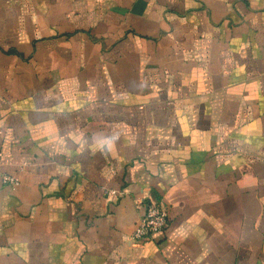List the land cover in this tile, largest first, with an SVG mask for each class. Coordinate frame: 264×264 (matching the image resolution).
<instances>
[{"label": "crops", "instance_id": "0c3cea01", "mask_svg": "<svg viewBox=\"0 0 264 264\" xmlns=\"http://www.w3.org/2000/svg\"><path fill=\"white\" fill-rule=\"evenodd\" d=\"M0 264H264V0H0Z\"/></svg>", "mask_w": 264, "mask_h": 264}, {"label": "built area", "instance_id": "2783aa9c", "mask_svg": "<svg viewBox=\"0 0 264 264\" xmlns=\"http://www.w3.org/2000/svg\"><path fill=\"white\" fill-rule=\"evenodd\" d=\"M4 181L17 184L18 178L4 175ZM113 192H116L113 190ZM169 225V214L166 205L162 202H150L146 205L145 212L140 218L131 239L134 244L141 245L151 242L156 235L163 233Z\"/></svg>", "mask_w": 264, "mask_h": 264}]
</instances>
